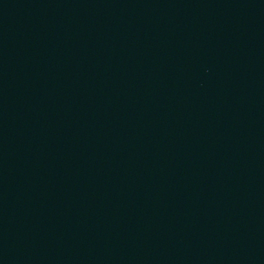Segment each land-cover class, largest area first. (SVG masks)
<instances>
[{
  "label": "water",
  "instance_id": "obj_1",
  "mask_svg": "<svg viewBox=\"0 0 264 264\" xmlns=\"http://www.w3.org/2000/svg\"><path fill=\"white\" fill-rule=\"evenodd\" d=\"M0 264H264V0H0Z\"/></svg>",
  "mask_w": 264,
  "mask_h": 264
}]
</instances>
